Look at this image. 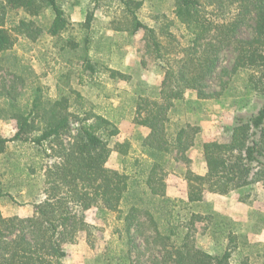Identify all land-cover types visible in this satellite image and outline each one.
<instances>
[{
    "label": "trees",
    "instance_id": "trees-1",
    "mask_svg": "<svg viewBox=\"0 0 264 264\" xmlns=\"http://www.w3.org/2000/svg\"><path fill=\"white\" fill-rule=\"evenodd\" d=\"M2 1L4 7L21 8L31 16L49 7L52 19L47 32L54 37L69 23L56 0ZM119 1L132 16V31L144 29L146 48L163 63L159 97L142 98L135 107L133 122L147 127L149 133L142 138L139 155L130 157L128 169L108 168L107 138L117 135V122L90 113L65 143L62 135L70 129L67 97L50 100L43 97L39 85L32 86L30 105L14 113L17 129L9 138L0 137V151L6 142L27 140L25 135L36 132L29 140L37 147L54 141L51 149L59 160L44 170L48 186L32 215L4 217L0 213V264H61L66 256L63 245L74 242L79 231L88 230L84 212L94 205L115 212L117 226L102 252L110 264H229L228 249L220 255L202 250L175 223L177 200L166 194L164 165L170 154L189 162L185 152L198 130L187 125L168 132V112L188 90H194L198 98L209 96L206 79L216 71L223 48L231 45L236 52L232 70H260L259 79L249 78L254 89L259 82L258 90L264 92V0H173V13L189 35L186 44L177 43L175 50L169 45L174 39L171 33L159 32L137 18L140 0ZM91 18L90 13L86 26ZM19 24L28 26L25 19ZM244 27L251 28V35L240 38ZM12 44L9 30L0 24V54ZM84 61L94 72L87 54ZM107 69L111 77H123ZM115 147L124 157L129 153L128 140ZM201 148L206 170L197 174L187 169L185 202L202 200L205 191L223 195L257 182L264 185V102L254 114L237 116L225 141H204Z\"/></svg>",
    "mask_w": 264,
    "mask_h": 264
},
{
    "label": "rangeland",
    "instance_id": "rangeland-1",
    "mask_svg": "<svg viewBox=\"0 0 264 264\" xmlns=\"http://www.w3.org/2000/svg\"><path fill=\"white\" fill-rule=\"evenodd\" d=\"M56 1L69 23L55 37L47 32L52 19L49 7H42L37 15L31 16L21 8L4 7L0 1V24L9 30L13 40L11 47L0 54V137L13 136L17 129L14 113L28 109L31 87L39 85L44 98L54 100L63 95L68 99L70 129L61 138L65 143L90 113L116 121L119 134L107 138L111 152L105 166L118 171L128 169L130 157L139 155L142 138L149 133L147 127L133 122L135 107L142 98L159 97L163 63L146 48L144 29L132 31V16L119 0ZM140 1L135 14L142 23L159 32L171 33L174 39L169 45L175 46L173 50L177 43L186 44L189 35L173 13V0ZM207 11L205 16L209 17ZM90 13V25L86 26L84 22ZM21 19L28 26L19 27ZM250 35L249 27L238 33L240 38ZM232 46L223 48L216 71L206 79L204 89L209 96L198 98L194 90H188L168 112V132L187 125L198 131L185 152L190 159L188 163L173 159L172 154L168 156L164 165L165 190L177 200L175 223L179 224L180 232H189L195 246L217 255L228 249L229 264H261L264 255L261 182L223 195L205 191L202 200L185 202L187 169L197 174L206 170L202 142L225 141L235 118L254 114L264 102V92L258 90L261 84L258 82V88L254 89L249 78L253 75V79H259L262 72L252 68L233 71L236 52ZM85 54L94 72L86 67ZM106 67L123 77H111ZM33 124L36 125L35 119ZM35 133L25 135L27 140L6 142L0 151V213L4 217L33 214L35 204L44 198V187L48 186L44 170L59 160L51 149L54 141L37 147L29 140ZM124 140L129 141L130 156L124 157L115 147ZM261 159L264 165V158ZM84 216L88 230L79 231L74 242L63 245L66 256L61 264H110L102 252L117 226L115 212L94 205Z\"/></svg>",
    "mask_w": 264,
    "mask_h": 264
},
{
    "label": "crops",
    "instance_id": "crops-1",
    "mask_svg": "<svg viewBox=\"0 0 264 264\" xmlns=\"http://www.w3.org/2000/svg\"><path fill=\"white\" fill-rule=\"evenodd\" d=\"M119 134V133H118ZM118 134L116 136H118Z\"/></svg>",
    "mask_w": 264,
    "mask_h": 264
}]
</instances>
